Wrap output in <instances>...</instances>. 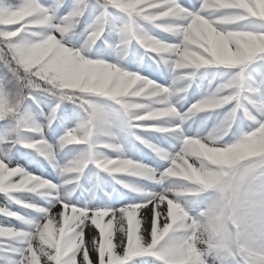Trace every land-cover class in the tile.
I'll return each mask as SVG.
<instances>
[{"label": "snow or ice", "instance_id": "6c2138e0", "mask_svg": "<svg viewBox=\"0 0 264 264\" xmlns=\"http://www.w3.org/2000/svg\"><path fill=\"white\" fill-rule=\"evenodd\" d=\"M0 194V264H264V0H0Z\"/></svg>", "mask_w": 264, "mask_h": 264}, {"label": "rangeland", "instance_id": "374dc122", "mask_svg": "<svg viewBox=\"0 0 264 264\" xmlns=\"http://www.w3.org/2000/svg\"><path fill=\"white\" fill-rule=\"evenodd\" d=\"M3 203H5V198L2 194H0V204H3ZM2 221H3V218L0 217V222H2Z\"/></svg>", "mask_w": 264, "mask_h": 264}, {"label": "bare ground", "instance_id": "6f19581e", "mask_svg": "<svg viewBox=\"0 0 264 264\" xmlns=\"http://www.w3.org/2000/svg\"><path fill=\"white\" fill-rule=\"evenodd\" d=\"M58 210H59V209H55L54 211H58ZM89 234H91V230H89ZM92 258H93V260L96 259L95 254H93Z\"/></svg>", "mask_w": 264, "mask_h": 264}]
</instances>
